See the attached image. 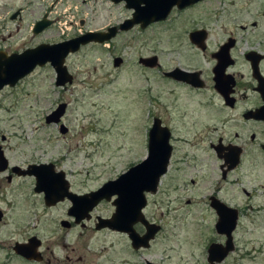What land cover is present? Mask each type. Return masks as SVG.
Returning <instances> with one entry per match:
<instances>
[{
    "label": "rangeland",
    "instance_id": "obj_1",
    "mask_svg": "<svg viewBox=\"0 0 264 264\" xmlns=\"http://www.w3.org/2000/svg\"><path fill=\"white\" fill-rule=\"evenodd\" d=\"M234 1V5L251 4L249 0ZM227 3H204L184 15L177 31L171 34L158 26L144 31L136 28L120 33L107 44L82 47L66 58L65 65L74 79L65 89L54 87V72L47 64L37 67L17 83V87L3 90L0 93V137L3 135L5 141L0 140V145L10 164L25 167L57 163L58 169L66 174L70 190L87 194L140 162L146 152L147 110L150 109L151 116L159 115L164 109L162 103H174L177 98L178 103L183 104L187 100L185 92L162 82L158 69L141 72L137 58L155 55L165 68H171L177 62L176 52L171 48L176 50L182 45L167 42V38L179 39L181 35L185 38L189 29L203 26L210 27V41L225 38L229 34L223 29L225 15L221 29L211 22ZM17 10H22L21 19L11 21L10 15ZM45 13L54 23L33 35L34 23ZM128 17L129 11L121 5L114 8L106 0H0V49L20 53L40 44L59 43L88 30L102 31L109 24ZM191 20L195 21L191 23ZM173 42L174 45H168ZM114 57L124 60L118 70L112 65ZM62 102L68 106L62 118L68 128L65 136L59 133L58 126L44 121ZM170 124L178 129L174 136L180 138L184 134V122ZM175 145L186 148L182 142ZM259 161L251 174L242 169L230 177L234 185L226 186V198L241 209V215L232 235L235 250L219 264H264V157ZM198 174L201 176L200 172ZM198 174L187 172L189 177ZM237 175L243 178L240 184L234 182ZM210 181L192 188L188 186V189L180 187L166 197L170 203L165 205H161L166 202L162 186L155 195L149 196L144 213L162 227L150 250L140 257L131 253L123 237L96 232L94 222H84V227H60L59 220L68 219L67 204L44 209L28 190L33 181L18 179L15 182L19 185L7 186L5 196L0 198V209L6 214L0 222V261L26 264L12 259L11 247L34 235L53 264H57L56 261L67 264L66 256L75 261L83 257L79 264H144L142 258L154 264H208L206 247L211 239H217L212 230L214 216L206 202L212 189ZM185 198H193V205L185 204ZM111 212V205L102 203L93 211L92 221L97 215L108 217Z\"/></svg>",
    "mask_w": 264,
    "mask_h": 264
},
{
    "label": "flooded vegetation",
    "instance_id": "obj_2",
    "mask_svg": "<svg viewBox=\"0 0 264 264\" xmlns=\"http://www.w3.org/2000/svg\"><path fill=\"white\" fill-rule=\"evenodd\" d=\"M106 1L114 8L121 5L125 10L130 12V17L117 24H109L101 32H105L108 28L112 27L118 28L120 24L124 23L128 19H131L133 13L132 10L126 8L124 2L114 3L112 0ZM210 1H222V3L225 1L228 2L225 9H223V12H219L218 16L211 22L212 26L220 28V24L223 23L222 18L225 15L223 29L225 32L229 31V34L225 38H219L218 40L212 38L213 41H210L212 32L208 26L189 29L185 33V38L182 35L179 39L170 40L167 38V42L174 41L177 42L176 45H182L177 47L176 50L175 48H171V51L176 52L177 56V62L171 68H165L163 66L165 64L162 62L159 63L158 57L155 55L137 58V67H139L141 72H149L150 70L158 69L162 82H164L166 86L172 88L177 87L186 93L184 99L187 101L183 104L178 103L177 98L174 103H162L161 107L164 109H162V112L159 115L151 116L150 109L147 110L145 117L146 123L144 124L146 152L145 157L137 164L146 160L148 156L149 134L154 125V121L157 120L160 127L168 132V144L170 147L166 171L160 177L157 186V191L162 186L164 191L162 195L164 196V199H166V202L164 201L161 205L170 203L166 197H170L171 193L180 190V187L184 186L185 189H188V186L192 188L195 185H201V183L206 180H211L210 187H212V189L206 196V202L208 209L214 216L212 230L217 236V239H211L208 243L209 245L206 247V262L210 245H224L226 241V237L219 235L216 230V225L219 219L215 210L216 205L222 206L228 210L234 209L237 215V222L234 231L238 226L241 209L235 205H231L226 198V196H228L226 186L234 185L231 183L232 180L230 177L236 175L242 169H244L247 174H251L260 162L259 159L264 157V0H249L251 3L249 6L234 5L236 4V1L234 0V2H232V0H200L195 4L186 6L182 9L174 6L165 20L150 24L145 29H141L139 26H134L131 30L126 32H117L116 36L112 39L114 40L120 33H128L136 28L144 31L152 29L156 26L162 28L163 32H168L170 34L172 32L174 33L177 31V27L182 23L181 20L184 15H187L204 3ZM15 13H17V15L14 20H20L22 10H17L12 13L9 19L11 20V16ZM44 17L51 21V25L54 23V20L48 19L49 17L47 13H45L40 20ZM194 21L195 20H191L190 22L192 23ZM89 31L90 30L81 32L80 34L64 39L63 41L78 37ZM195 34H197V37H191ZM198 34L204 37H199ZM174 42L168 43V45H174ZM0 52L7 55L15 54L7 53L1 49ZM151 57L157 58V64L153 68L144 66L139 62L142 58ZM116 58L120 59L117 65H115ZM123 62L124 60L121 57H114L112 59V65L115 70L122 67ZM70 75L72 77V82L70 84H65L62 87H56L54 73V87L65 89L66 86H71L74 78L72 74ZM146 83L148 82L146 81ZM15 87H17V84L13 87L5 86L2 90H0V93L5 89H13ZM147 101L149 105L152 103L150 98H148ZM61 104H65L66 107L64 108V112L60 117V120H58L57 123H46L45 118L44 121L47 125L53 124L58 126L59 133L65 136L68 134V128L62 123V118L66 114L68 107L67 104L63 102L58 103L50 113L56 110ZM257 115L260 118H258ZM170 122L174 125H179L184 122V134L180 135V138L179 136H174L176 135L178 129L176 130L175 126H172ZM0 140L1 142L5 141V137L1 135ZM177 142H182L186 148L184 150L181 149V147L177 148L175 145ZM0 150L7 161L6 167L0 170V198L5 196V188L7 186L19 185L15 182L16 180H32L33 183L31 186L28 185V190H30L31 195H33L32 197L36 198V200L44 206V209H53L62 203L67 204L66 216L68 219L64 220L61 218L59 220L60 227L64 229H70L74 226L84 227V222H94L93 228L96 232L105 231L119 237H123L127 242V246L129 245L128 248L131 253L133 255H140V257L144 252H148L150 250L153 242L160 234L162 225L153 221L151 216V218H148V216L144 213V210H146L148 206L149 196L155 195L157 191L154 194L145 193L146 206L142 210V214L144 219L149 224L152 223L158 226L159 231L155 234L154 238L149 241L147 248H134L125 233L112 231L107 228L96 230V225L98 223L97 219H108L115 212L116 207L113 205V202L117 200V196L112 197L110 202H100L93 209V211L96 210V208L102 203H109L113 209L110 216L104 217L97 215L92 221V211L89 213L90 218L88 220L83 219L81 222L75 223V217L69 213L72 207L69 199L64 198L53 206H47L45 203V194L43 192L36 191L35 177L18 175L13 171L15 167L22 171L29 165H51L55 173L64 174V180L67 184L68 193L75 194L76 196L85 195L76 194L70 190V184L66 178V174L62 170L58 169L57 163L29 164L25 167L11 165L5 155V150L2 145H0ZM193 171L197 174L200 172L201 176L198 174L197 176L191 175V177H189L187 172ZM186 176H188L190 180H188ZM212 179H215V181H212ZM240 179L243 178L240 175H237L234 178L235 184H240ZM244 188L246 189L245 186ZM241 190L244 195H248L247 191L244 189ZM178 198L179 200L182 199L180 196ZM192 200L193 198H185L184 202L187 205H193ZM5 215L4 211L0 209V222L3 220ZM62 223H66V227L63 226ZM133 229L140 237L145 235V228L140 223L134 225ZM33 240L39 244L34 246L35 248L31 245ZM17 246H27V252L30 253V247H32L35 258H25L17 254L15 252V247ZM11 249L13 252L12 259H18L20 262L26 264H53L50 259L44 255L42 243L34 235L28 236L20 242H15ZM65 260L67 264H79L83 262L84 258L79 256L77 261H75L66 256ZM142 261L144 264H154L146 258H142ZM56 263L58 264L57 261ZM0 264L6 263L0 261ZM122 264L128 263L123 262Z\"/></svg>",
    "mask_w": 264,
    "mask_h": 264
},
{
    "label": "water",
    "instance_id": "obj_3",
    "mask_svg": "<svg viewBox=\"0 0 264 264\" xmlns=\"http://www.w3.org/2000/svg\"><path fill=\"white\" fill-rule=\"evenodd\" d=\"M114 3L124 2L126 8L133 11L131 19L120 24L118 28H108L105 32L89 31L83 35L59 42L56 44H40L34 48L26 49L19 54L7 55L0 52V90L5 86L13 87L20 80L30 75L37 67L49 65L55 73V86L62 87L72 82L65 65L69 55L77 53L82 47L89 44H106L110 42L117 32H126L134 26L141 29L147 28L150 24L166 19L172 7L179 9L197 3L200 0H112ZM17 13L11 16L16 18ZM51 25V21L44 17L35 23L32 34L38 35ZM199 35V34H198ZM191 37H197V34ZM199 37H204L199 35ZM120 59H115V65ZM147 67H155L157 58H142L139 61ZM65 104L58 106L56 110L46 116V123H57L64 112ZM258 118H260L257 115ZM170 154L168 144V132L160 127L159 122L154 125L149 134L148 156L146 160L128 169L116 180L108 181L98 190L82 196L68 193L67 184L63 173H55L51 165L39 164L29 165L25 170L13 169L18 175L34 176L36 179V191L45 194L47 206H53L57 202L67 198L72 207L70 215L75 217V223L83 219H89V213L102 201L110 202L111 198L117 196L113 202L115 212L108 219H97L96 230L107 228L112 231L125 233L134 248H147L149 241L159 231V227L149 224L142 214L146 206L145 193L154 194L160 177L166 171ZM7 161L0 150V170L6 167ZM218 214L216 230L219 235L226 237L224 245L212 244L208 250L207 262L219 264L235 250L232 233L236 227L237 215L234 209H226L222 206L215 207ZM140 223L145 228V235L140 237L133 229V226ZM66 227V223H62ZM34 247L39 245L35 240L31 242ZM27 246L15 247V252L25 258H35L32 247L31 253L27 252ZM35 248V247H34Z\"/></svg>",
    "mask_w": 264,
    "mask_h": 264
}]
</instances>
